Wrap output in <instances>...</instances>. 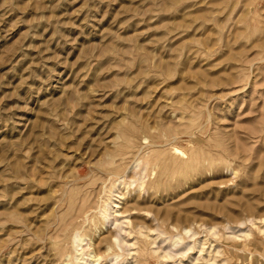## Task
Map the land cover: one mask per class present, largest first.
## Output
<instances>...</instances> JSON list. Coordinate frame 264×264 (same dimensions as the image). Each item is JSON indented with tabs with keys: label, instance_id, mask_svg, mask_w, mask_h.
<instances>
[{
	"label": "rangeland",
	"instance_id": "rangeland-1",
	"mask_svg": "<svg viewBox=\"0 0 264 264\" xmlns=\"http://www.w3.org/2000/svg\"><path fill=\"white\" fill-rule=\"evenodd\" d=\"M121 175L112 264H264V0H0V264Z\"/></svg>",
	"mask_w": 264,
	"mask_h": 264
},
{
	"label": "bare ground",
	"instance_id": "bare-ground-1",
	"mask_svg": "<svg viewBox=\"0 0 264 264\" xmlns=\"http://www.w3.org/2000/svg\"><path fill=\"white\" fill-rule=\"evenodd\" d=\"M133 129V128H132ZM135 129V128H134ZM139 129V128H138ZM152 130V129H151ZM135 131V130H134ZM138 131V130H137ZM171 134V133H170ZM176 134V133H175ZM169 135V134H168ZM127 136V135H126ZM155 136V135H154ZM157 137V136H155ZM173 140V139H172ZM150 141V140H149ZM151 142V141H150ZM169 145H173L174 149L176 151H178V155L177 158H174V159H178V156L180 155V159H184V157L187 158L190 157V151L188 150H185L184 148H182V146H179L178 144L175 145L173 144V141L168 143ZM167 144V145H168ZM166 144H164V140L161 139V137L159 136L158 138H155L153 140V142H151V146L153 147H163V149L165 150V148L167 147ZM185 146V145H184ZM150 147V146H149ZM152 147V148H153ZM172 147V148H173ZM169 150V149H168ZM207 150V149H206ZM209 150V149H208ZM152 154L154 156V153L155 152H158V150H154V148L152 149ZM163 151V150H162ZM172 151V150H171ZM192 151V150H191ZM195 151V150H194ZM164 152V151H163ZM169 152V151H168ZM201 152V151H200ZM120 153V151H119ZM151 153V152H150ZM175 153V152H174ZM146 154V153H145ZM151 154V155H152ZM196 154V152H195ZM205 154V153H204ZM160 155V154H159ZM173 155V154H172ZM194 156L193 153H191V156ZM199 156L201 155L200 153L198 154ZM206 155H208L206 153ZM164 156V155H163ZM148 157H151V156H148ZM158 157V156H157ZM154 157L150 158L151 160L153 159ZM162 158V157H161ZM160 158V160H161ZM199 158V157H198ZM197 158V159H198ZM211 158V157H210ZM149 159V158H148ZM149 159V160H150ZM155 159V158H154ZM171 160V158H169ZM179 159V160H180ZM200 159V158H199ZM148 160V161H149ZM158 160V159H157ZM153 161V162H158V163H155V164H159L161 162L159 161ZM178 160V161H179ZM189 160V159H188ZM193 160V159H191ZM196 160V159H195ZM204 160V159H203ZM139 161V160H138ZM141 161V160H140ZM145 161V160H144ZM162 161V160H161ZM164 161V160H163ZM182 161V160H181ZM221 161V160H220ZM167 162V161H166ZM149 163V162H148ZM173 163V161H172ZM179 163H182L183 162H177V164ZM185 163V162H184ZM139 162L136 163L135 165L136 166H139ZM153 164V163H152ZM151 164V166H152ZM134 165V164H133ZM150 165V164H149ZM132 166V165H130ZM135 166V167H136ZM147 166V165H146ZM156 166V165H155ZM177 166V165H176ZM183 166V165H182ZM153 167V166H152ZM157 167V166H156ZM180 166L178 165V168ZM154 168V167H153ZM184 168V167H183ZM182 168V169H183ZM187 168V167H186ZM189 168V166H188ZM196 168V167H195ZM156 169V168H154ZM144 170V169H143ZM187 170V169H185ZM184 171V170H182ZM127 172V171H126ZM143 172V171H142ZM125 173V172H124ZM179 173H181V171L179 172L178 171V175ZM126 174V173H125ZM124 174V175H125ZM142 174V173H141ZM166 174V172H165ZM112 173H110L108 176L111 177ZM162 175V174H160ZM139 176H141L139 174ZM125 177V176H124ZM123 177V180H122V175L121 177H116V179L114 178V180L112 179V182L110 185H106L104 186L102 189H101V196L99 195L100 199L98 200V203L93 207L91 208H94L95 209V213H91L90 214V210L91 208L88 207L86 204H85V200H86V195L84 197H81V201L78 202L79 205L77 207V209L75 210L76 213H75V218H72L73 220L69 222L67 221L66 223L64 224H61L60 226H58L52 233L54 235H56V237L60 238L59 236L62 237V240L59 239L58 242H55L54 239L51 237V240L52 242L54 241V243L56 244H60L61 245V248L60 247H57L56 251L58 253V256L59 258L61 259H64V262L65 260L68 262L67 264H112L115 260L118 261V257L120 256V253H117V252H114L112 251L113 250V247H114V244L112 242V240L108 239V240H104V250L99 253V252H95L96 250L93 249L92 250V246L94 245L93 241H92V236L89 237V233L87 232L88 231V227H90L92 221H94L96 218L98 219V222L93 224L92 229L94 231V233L98 232V229H101L100 228V224L104 227H108V226H113L112 223L114 221H118V220H121V217L117 216L116 213L119 212V203L121 202V197L125 195L124 191L122 190L121 188V185H127L126 183H129L128 181L125 182V178ZM166 177V176H165ZM111 179V178H109ZM126 179H127V176H126ZM97 180V179H96ZM133 180V179H132ZM140 180V179H139ZM104 181V180H103ZM143 181V178H141V182ZM133 182H135V179L134 181H132V184ZM140 182V183H141ZM103 185V184H102ZM142 185V183H141ZM153 185V184H152ZM79 198V197H78ZM59 200V199H58ZM75 200V199H74ZM87 202V200H86ZM252 218V217H251ZM59 224V223H58ZM127 227V224H126V221H123L121 222L118 226H114V233L112 235V237L114 236L113 240H114V243L115 245L117 246H120L123 251H124V248H123V241L124 242H127L129 243L130 240L128 239V236L131 234V232H133L132 228H126ZM186 229V228H185ZM190 229V228H189ZM127 231L129 233H127ZM190 230H186V232H189ZM123 232H125L124 234L127 235L125 236L124 234H122ZM58 233L59 236L56 234ZM215 233V232H214ZM213 233V234H214ZM209 234V233H208ZM246 234V233H245ZM53 235V237H54ZM174 235V234H173ZM210 235V234H209ZM212 235V234H211ZM215 235V234H214ZM213 235V236H214ZM169 236V235H168ZM239 237V235H238ZM55 238V237H54ZM173 239L171 240L172 241V246H176V244H180L182 242V240L184 239V237L180 234H176V236L172 237ZM168 239V238H167ZM184 241V240H183ZM51 242V243H52ZM146 242V241H145ZM146 244V243H145ZM59 245V246H60ZM57 246V245H56ZM147 246V245H146ZM143 248H141V253H142V249L146 250L145 248V245L143 244L142 246ZM116 248V247H114ZM139 249V248H138ZM54 250V249H53ZM147 251V250H146ZM145 251H143L144 253ZM138 253H139V250H138ZM146 254V253H145ZM150 254V253H149ZM173 254V253H172ZM171 254V255H172ZM142 255V254H141ZM128 256V255H126ZM124 256V257H126ZM140 256V254H139ZM138 256V258H139ZM165 256H168V254H166ZM58 258V257H57ZM58 258V259H59ZM137 258V257H136ZM127 257L124 259L126 260ZM148 260V257L145 258V256H141V264H147V260ZM136 262V261H135ZM135 264V263H134ZM140 264V263H138Z\"/></svg>",
	"mask_w": 264,
	"mask_h": 264
}]
</instances>
